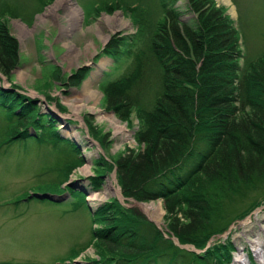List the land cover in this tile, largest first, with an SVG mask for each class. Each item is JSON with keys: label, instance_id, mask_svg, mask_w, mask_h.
Returning a JSON list of instances; mask_svg holds the SVG:
<instances>
[{"label": "trees", "instance_id": "1", "mask_svg": "<svg viewBox=\"0 0 264 264\" xmlns=\"http://www.w3.org/2000/svg\"><path fill=\"white\" fill-rule=\"evenodd\" d=\"M189 4L194 21L188 25L178 13H162L143 47L131 54L129 72L101 86V92L108 112L121 121L134 113L139 121L135 139L140 148L127 150L113 164L121 195L138 203L161 200L167 234L200 253L174 246L135 209L111 202L93 218L103 224L91 231L99 264H230L231 244L206 248L207 242L264 200V57L242 68L232 21L211 0ZM123 5L124 0L109 1L96 9L110 12ZM137 6L126 7L132 12ZM143 28L141 36L150 27ZM123 44L112 38L101 52L115 57ZM18 64L17 41L0 20V74L8 79ZM87 75L88 69H79L68 85H80ZM12 87L0 88V108L10 119L26 123L14 136H0V150L14 139L45 143L46 134L56 146L62 139L56 119L40 113ZM59 163L52 173L63 180L73 164ZM99 179L92 178L91 184ZM55 184L36 189L55 192Z\"/></svg>", "mask_w": 264, "mask_h": 264}, {"label": "rangeland", "instance_id": "2", "mask_svg": "<svg viewBox=\"0 0 264 264\" xmlns=\"http://www.w3.org/2000/svg\"><path fill=\"white\" fill-rule=\"evenodd\" d=\"M109 1L117 0H0V20L17 41L19 56L8 79L0 74V88L10 91L15 86L13 91L32 100L40 113L55 118L62 138L56 146L48 140L49 134L44 135L45 143L14 139L0 150V264H99L91 231L103 224L93 218L97 209L111 202L135 209L174 246L200 253L167 234L161 200L138 203L121 195L113 164L127 150L140 148L135 139L139 121L134 113L121 121L108 112L101 92V86L129 72L131 54L143 47L151 27L165 16L162 13H178L188 25L194 21L190 0H124L126 5L111 7L110 12L96 9ZM211 1L236 28L243 55L240 66L264 57V0H228L229 5ZM136 4L135 11L127 8ZM135 13L144 14V19ZM142 27H150L142 31L144 36ZM115 37L124 40L120 53L103 55L101 51ZM82 68L88 69L86 78L78 86L68 85V78ZM85 85L91 93L83 91ZM90 94L95 95L90 98ZM4 112L0 108V136H14L26 122L10 119ZM114 126L125 129L124 137L116 135ZM26 129L35 135L32 126ZM63 160H70L67 163L73 167L60 180L52 171L59 162L67 164ZM95 177L100 179L93 186ZM48 182L56 183L57 192L37 191ZM45 194L55 201L38 197ZM216 243L232 245L230 264H264V200L224 233L211 237L206 248ZM72 249L76 253L71 255Z\"/></svg>", "mask_w": 264, "mask_h": 264}, {"label": "bare ground", "instance_id": "3", "mask_svg": "<svg viewBox=\"0 0 264 264\" xmlns=\"http://www.w3.org/2000/svg\"><path fill=\"white\" fill-rule=\"evenodd\" d=\"M224 2H226L227 3V5H229V1L228 0H223ZM69 11H71L70 13H76L77 14V16L78 15H80L78 12H77V10L76 9H73V10H71V9H69ZM61 15V14H60ZM80 18V17H79ZM69 37V36H68ZM77 50H79V49H77ZM73 52V51H72ZM87 52H88V50H87ZM77 54H79V52L77 53ZM85 54V53H84ZM72 55V54H71ZM80 55V54H79ZM69 57V56H68ZM86 94H89V93H91V88H88L87 87V85H85L84 86V90H83ZM92 95V96H91ZM95 94H90V98H92L93 96H94ZM112 122L114 123V124H118V121L117 120H115L113 117H112ZM113 124V125H114ZM114 128H115V130H116V135H122L123 137H124V132H125V129H123L121 126H114ZM147 208V207H146ZM256 248H258L257 249V251H258V253H260V251L261 250H259V248L260 249H262V246L259 244V245H257L256 246ZM236 264H238V262L236 263Z\"/></svg>", "mask_w": 264, "mask_h": 264}, {"label": "water", "instance_id": "4", "mask_svg": "<svg viewBox=\"0 0 264 264\" xmlns=\"http://www.w3.org/2000/svg\"><path fill=\"white\" fill-rule=\"evenodd\" d=\"M38 197L39 198H47V199H49L51 201H55V198L54 197H52L51 195H47V194H45V195H38Z\"/></svg>", "mask_w": 264, "mask_h": 264}]
</instances>
